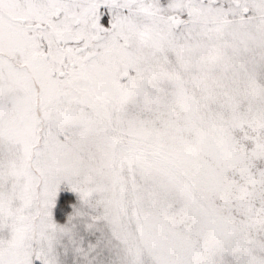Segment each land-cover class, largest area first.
<instances>
[{
  "label": "snow or ice",
  "instance_id": "1",
  "mask_svg": "<svg viewBox=\"0 0 264 264\" xmlns=\"http://www.w3.org/2000/svg\"><path fill=\"white\" fill-rule=\"evenodd\" d=\"M0 264H264V0H0Z\"/></svg>",
  "mask_w": 264,
  "mask_h": 264
}]
</instances>
